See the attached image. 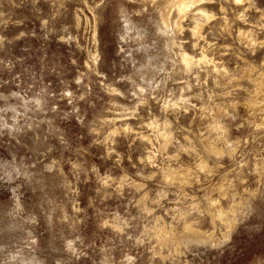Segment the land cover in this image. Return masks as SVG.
Wrapping results in <instances>:
<instances>
[{
    "label": "rangeland",
    "instance_id": "rangeland-1",
    "mask_svg": "<svg viewBox=\"0 0 264 264\" xmlns=\"http://www.w3.org/2000/svg\"><path fill=\"white\" fill-rule=\"evenodd\" d=\"M169 1L0 0V264H264V0Z\"/></svg>",
    "mask_w": 264,
    "mask_h": 264
},
{
    "label": "bare ground",
    "instance_id": "bare-ground-1",
    "mask_svg": "<svg viewBox=\"0 0 264 264\" xmlns=\"http://www.w3.org/2000/svg\"><path fill=\"white\" fill-rule=\"evenodd\" d=\"M236 1L242 3L244 1H250V0H236ZM199 2H201V0H170L168 2V5L170 3L172 4L171 5L172 9H175V11L177 12L176 13L177 16L182 20V18L187 15L188 11H190V9H192ZM198 12L199 13L197 14H200L202 18H210V16L203 10H199ZM182 61L186 69H191L196 63L194 59L190 58L187 55L182 56Z\"/></svg>",
    "mask_w": 264,
    "mask_h": 264
}]
</instances>
